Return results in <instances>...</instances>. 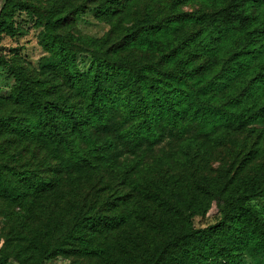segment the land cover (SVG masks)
<instances>
[{"label": "trees", "instance_id": "trees-1", "mask_svg": "<svg viewBox=\"0 0 264 264\" xmlns=\"http://www.w3.org/2000/svg\"><path fill=\"white\" fill-rule=\"evenodd\" d=\"M12 1L3 0L0 25L11 11ZM134 1L102 0L93 8L108 19ZM187 1L198 6L181 16L179 6ZM17 5L30 4L17 0ZM250 5H264V0H170V9L175 11L170 15L164 6H157V0H151L141 14L110 22V29L100 38L46 28L40 38L50 55L46 80L28 77L17 66L15 88L7 97H0V104L4 99L18 107L14 113L0 115L5 131L47 150L57 164L64 158L63 165L99 171L116 154L151 150L168 134L180 138L192 126L197 133L209 135L214 145L228 144L236 149L230 163L217 174L208 175L199 191L215 204L218 220L195 227L193 215L205 213L209 203L194 201L191 196L187 205L192 209L187 211L178 208L175 201L168 202L161 207L170 218L166 232L151 244L138 264H238L242 253L264 259V203L254 202L264 197V170L240 177L230 170L244 146L232 132L255 122L264 123V101L256 107L248 105L237 92L228 101L217 103L215 95L219 78L230 79L242 72L246 56L252 52L250 43L264 36ZM79 9V5L74 7ZM181 20L196 26L184 33L180 31ZM114 32L117 42L108 44ZM162 35L173 39L167 38L158 51L148 49L151 54L156 52L155 57L143 59L121 52L136 44L158 42ZM224 40L237 49L217 61L214 58ZM82 51L89 55L86 70L76 63ZM256 75L263 83L264 74ZM42 163L50 166L46 160ZM11 175L0 168V191L22 202L38 195L45 185L58 182V178L50 182L35 178L29 169ZM147 178L159 191L177 194L166 182ZM126 215L120 211L105 218L98 212L76 210L56 236L45 234L35 239L34 256L23 262L42 264L75 244L90 251L97 244L96 237L112 223L126 225ZM9 256L0 247V264Z\"/></svg>", "mask_w": 264, "mask_h": 264}, {"label": "rangeland", "instance_id": "rangeland-1", "mask_svg": "<svg viewBox=\"0 0 264 264\" xmlns=\"http://www.w3.org/2000/svg\"><path fill=\"white\" fill-rule=\"evenodd\" d=\"M22 1L30 5L22 7L17 5V0H13L11 11L0 25L1 98L7 97L15 88L17 66L28 77L46 80L50 55L40 41L46 28L59 33L100 38L110 29V22L117 23L121 18L141 14L151 0H135L131 7L122 8L108 19L97 15L93 8L102 0ZM2 2L0 0V6ZM169 4L170 0H157V6H164L167 15L175 12ZM77 5L81 9L75 11ZM197 6L198 3L184 2L179 6L181 16L191 13ZM249 10L257 16L256 25L264 29V5H250ZM176 20L179 23V19ZM181 24L180 31L184 33H189L194 25L184 23V20ZM115 36L117 32L112 33L108 44H116ZM167 38L173 39L162 35L158 42L136 44L132 49L125 48L121 52L143 56V59L155 57L156 52L151 54L148 49L158 51ZM235 49L237 47L224 40L214 59L220 61ZM248 49L252 52L246 56L248 60L243 71L230 79L219 78L215 86L217 103L228 101L237 92L241 94L242 103L256 107L264 101V82L259 83L256 75L264 74V36L250 43ZM76 63L81 70H86L88 53H78ZM17 108L13 101L3 99L0 115L14 113ZM197 132V128L192 126L180 138L168 134L151 150L116 154L107 159L98 171L63 165L64 158L60 159L59 166L47 150L25 139L18 140L14 134L7 133L0 122V168L5 174L29 169L35 178H44L49 182L58 178V182L45 185L38 195L26 202L18 201L7 191L2 193L3 189L0 191V247L10 254L5 264H27L23 259L34 256L32 242L45 234L56 236L64 227L68 215L76 210L98 212L105 218L124 211L128 220L126 225L119 227L112 223L101 236L96 237L97 244L92 250L84 251L75 244L42 264H138L151 244L164 235L170 223V218L161 207L175 201L178 208L191 210L192 207L187 205L191 196L194 201L210 204L205 213L193 215V225L204 227L215 223L219 218L216 206L199 191L207 176L225 168L237 151L228 144L214 145L209 135ZM232 136L241 139L244 146L237 160L230 165L231 173L237 171L236 177H240L264 170V123L255 122L247 128L233 131ZM44 160L49 162V167L42 163ZM148 176L160 183L166 182L177 194L168 195L159 191L147 180ZM254 202L262 205L264 197H257ZM239 260L238 264H264V259L256 260L246 253H242Z\"/></svg>", "mask_w": 264, "mask_h": 264}, {"label": "water", "instance_id": "water-1", "mask_svg": "<svg viewBox=\"0 0 264 264\" xmlns=\"http://www.w3.org/2000/svg\"><path fill=\"white\" fill-rule=\"evenodd\" d=\"M0 8H1V6H0Z\"/></svg>", "mask_w": 264, "mask_h": 264}]
</instances>
